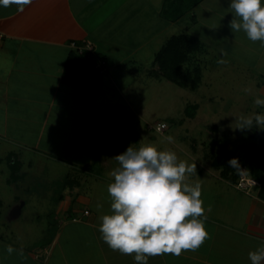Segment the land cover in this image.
Wrapping results in <instances>:
<instances>
[{
    "label": "rangeland",
    "instance_id": "1",
    "mask_svg": "<svg viewBox=\"0 0 264 264\" xmlns=\"http://www.w3.org/2000/svg\"><path fill=\"white\" fill-rule=\"evenodd\" d=\"M229 4L230 0H205L172 30L171 34L198 35L202 42V50L180 72L200 66L196 86L192 81L183 86L151 76L156 43L161 44L166 35L150 40L143 51L130 53L161 24L154 17L150 23L152 18L143 14L126 23L125 29L123 23L117 25L119 32L110 33V44L97 47L107 55L108 68L88 100H82L83 108L76 104L65 112L56 126L60 130H38L30 123L6 121L0 113V236L4 241L16 249H27V253L40 250L42 256V248L50 247L52 234L45 230L46 224L55 228L62 191L71 189L74 181L88 193L99 185L96 202L110 200L109 194L104 196V188L107 182H114L109 175L118 167L114 157L129 145L152 144L158 150L174 151L179 160L201 162L212 173L220 170L232 184L238 169L229 160L235 158L238 164L247 160L242 167L246 175H258L264 181V129L257 128L255 121L250 129L237 128L241 115L264 114V106L254 104L257 96L264 99V47L259 41H250L242 30L231 31L229 21L234 13ZM116 35L119 39L115 40ZM114 40L126 47L117 48ZM221 51L227 55L222 57ZM219 59L227 63L219 64ZM244 88H251V94ZM188 106L195 107L194 117L187 116ZM86 110L89 124V118L83 120ZM248 130L254 133L252 138ZM166 136L174 137L175 142H167ZM252 143L255 147L250 152ZM9 154L11 162L17 158L22 165L17 174L20 179L14 177L16 183H8ZM96 205L89 207L96 210ZM99 211L102 213L101 208ZM54 255L58 260L63 253L55 251ZM56 260L51 264H64ZM99 260L96 264H101Z\"/></svg>",
    "mask_w": 264,
    "mask_h": 264
},
{
    "label": "crops",
    "instance_id": "2",
    "mask_svg": "<svg viewBox=\"0 0 264 264\" xmlns=\"http://www.w3.org/2000/svg\"><path fill=\"white\" fill-rule=\"evenodd\" d=\"M164 4L165 0H33L23 12H18L16 6H0V104H3L0 113L3 119L30 123L38 130H60L56 126L61 124L58 122L65 112L72 111L76 104L82 106V100L87 101L88 94L95 88L90 81L86 91L81 93L66 76L67 60L75 51L70 44H90L94 52L107 57L97 47L110 44V33L119 32L117 25L123 23L125 29L126 23L143 14L148 20L152 18L150 23L154 17L161 24L154 35L151 29L147 33L149 38L135 46L131 54L148 48L150 40L155 41L160 34L166 37L161 44L156 43L154 56L179 35L197 38L201 51L203 45L198 35L171 34L190 12L177 21L168 20L162 16ZM116 36L113 39H119ZM116 47L121 49L126 45L119 42ZM93 105L94 101L91 108ZM88 112L83 114V120L89 118ZM189 162L198 164L197 176L189 177V182L194 184L198 180L203 189V206L205 209L211 206V212L206 211L208 219L205 222L211 238L195 252L184 251L179 257L172 254L150 257L148 264H251L248 253L264 245V197L259 195L260 188L246 194L236 188V183L224 178L220 170L212 173L206 164L203 166L192 159ZM98 182L100 184L101 180L97 178ZM96 186L89 188V193L82 192L77 183L62 191L61 203L55 211L59 217L55 228L46 224L45 230L52 234L50 247L42 248V256L40 250L27 253L25 248L26 258L16 253L8 255L6 246H16L0 236V264H51L56 260L55 251L63 253L57 259L64 264H96L98 258L101 264H136L135 253L122 255L112 251L101 239L100 217L111 214V198L103 202L102 213L89 207L98 203L99 185ZM107 194L106 185L104 196ZM96 250L99 256L94 254Z\"/></svg>",
    "mask_w": 264,
    "mask_h": 264
},
{
    "label": "clouds",
    "instance_id": "3",
    "mask_svg": "<svg viewBox=\"0 0 264 264\" xmlns=\"http://www.w3.org/2000/svg\"><path fill=\"white\" fill-rule=\"evenodd\" d=\"M33 0H0V6H16L23 12ZM234 15L229 21L232 32L243 31L253 43L259 41L264 47V6L261 0H230L229 7ZM227 54L221 51V56ZM219 64L227 61L219 59ZM251 94V88H244ZM256 106H264V99L257 96ZM264 129V114L238 117V129L254 126ZM164 139L174 143V137ZM118 167L109 175L114 182L107 186L111 198V214L100 217L101 239L112 251L122 255L135 253L136 264H148L150 257L172 254L179 257L184 251H197L210 234L205 228L211 212L201 199L202 187L199 182L192 184L189 177L196 175V164L179 160L171 150H158L152 144L139 148L129 145L114 157ZM229 165L239 170L237 159ZM97 209L103 207L97 203ZM8 255L24 256L23 248L8 245ZM251 264H264V245L248 253Z\"/></svg>",
    "mask_w": 264,
    "mask_h": 264
},
{
    "label": "trees",
    "instance_id": "4",
    "mask_svg": "<svg viewBox=\"0 0 264 264\" xmlns=\"http://www.w3.org/2000/svg\"><path fill=\"white\" fill-rule=\"evenodd\" d=\"M202 1L203 0H165L164 7L162 9V16L168 20L177 21L187 13L192 12L193 9ZM75 44L77 46H83V43ZM199 52L200 45L197 38L191 36L188 37L187 35L176 36L169 40L160 52L154 56L153 70L150 73L154 76H162L169 82L177 85L184 86L192 81V84L196 86L197 80L199 79L198 74L201 73L200 66L195 65V67L191 70H189V67H186L188 69H186L183 74L180 72H182L181 69L184 66L183 64L186 65V63H191L193 61V56ZM101 61L106 63L107 69L109 61L106 56L97 52L92 53L89 51H84L82 54H79L75 50L71 53L67 60L65 74L76 84L77 89L80 90L81 93H84L86 91V86L90 81H92L91 83L96 88L101 79V75L104 74L100 68L96 67ZM191 71H194L196 75L194 74L191 76ZM180 79L182 80L180 81ZM195 111V107L188 106L186 109L187 116L190 118L194 117ZM248 148L250 152L254 151V147L248 146ZM7 158L10 170V179L8 180V183H16L17 179H20L17 174L20 172L22 166L21 162L17 158L11 162L12 154H9ZM247 163V160L240 161L238 164L239 170L231 179L232 182H237L240 171L243 169L242 167H244ZM15 176H17L16 181L14 178ZM252 177L260 183L259 195L264 197V181L258 175L256 177Z\"/></svg>",
    "mask_w": 264,
    "mask_h": 264
},
{
    "label": "built area",
    "instance_id": "5",
    "mask_svg": "<svg viewBox=\"0 0 264 264\" xmlns=\"http://www.w3.org/2000/svg\"><path fill=\"white\" fill-rule=\"evenodd\" d=\"M70 45L79 54H82L84 51H89L92 53L94 52V48L90 44L77 46L74 42H72ZM96 67L100 68L102 72H105L106 63L104 61H101L97 64ZM235 185L238 190L245 192L246 194H251L253 189L260 187V183L252 176L246 175L244 169L240 171L239 178ZM85 214H88V212L86 211Z\"/></svg>",
    "mask_w": 264,
    "mask_h": 264
},
{
    "label": "water",
    "instance_id": "6",
    "mask_svg": "<svg viewBox=\"0 0 264 264\" xmlns=\"http://www.w3.org/2000/svg\"><path fill=\"white\" fill-rule=\"evenodd\" d=\"M247 135L252 138L254 136V133L250 130L247 131ZM252 147H255V143H252Z\"/></svg>",
    "mask_w": 264,
    "mask_h": 264
}]
</instances>
